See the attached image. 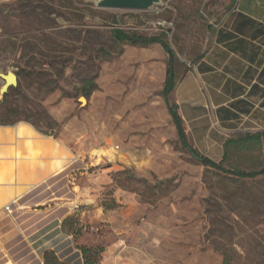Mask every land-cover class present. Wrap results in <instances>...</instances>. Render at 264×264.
Masks as SVG:
<instances>
[{
  "label": "rangeland",
  "instance_id": "rangeland-1",
  "mask_svg": "<svg viewBox=\"0 0 264 264\" xmlns=\"http://www.w3.org/2000/svg\"><path fill=\"white\" fill-rule=\"evenodd\" d=\"M161 1L149 11H125L84 0H0V74L11 71L18 79L0 120L20 118L19 127L49 137L9 144L60 146L72 131L71 167L48 166L56 177L72 170L69 218L79 233H72L67 264H84L79 247L94 252L97 264H264V176L238 180L200 165L180 144L161 95L169 68L177 79L182 65L209 48L223 3ZM112 29L159 36L172 57L158 44L118 43ZM94 75L97 89L86 99L84 81ZM50 80L56 81L52 92ZM49 121L56 124L51 129L44 126ZM34 122H41L38 129ZM15 151L16 162L37 159V152L22 158ZM222 166L258 170L264 145L235 152ZM16 174L9 171V183L19 185ZM20 189L11 200L21 197ZM27 218L1 207L0 264L34 257L35 228L27 230Z\"/></svg>",
  "mask_w": 264,
  "mask_h": 264
},
{
  "label": "crops",
  "instance_id": "crops-1",
  "mask_svg": "<svg viewBox=\"0 0 264 264\" xmlns=\"http://www.w3.org/2000/svg\"><path fill=\"white\" fill-rule=\"evenodd\" d=\"M220 2L223 11L214 20L209 48L195 63L181 66V74L168 96L181 119L190 149L216 163L221 161L224 143L229 138L264 133V0ZM52 115L58 121L63 120L62 115L54 112ZM168 117L171 120L169 114ZM69 127L72 128V121ZM70 143L72 131L59 143L65 155ZM24 146L23 142L12 146L6 139H0V166L12 162L10 152L14 147L22 158H28L30 153ZM36 158L21 160L19 171L13 169L12 178L18 173L19 185L9 182L0 185V209L12 201L17 189H23L13 209L31 217L26 220L27 230L35 228L31 238L35 258L8 260L11 264H43L44 252L54 251L59 261L71 263L72 235L63 233L62 223L75 208L72 170L58 177L44 174L55 156L39 151ZM71 165L72 161L65 169ZM14 233L11 230L3 234L2 240ZM45 235H49L46 239L49 242L44 240Z\"/></svg>",
  "mask_w": 264,
  "mask_h": 264
},
{
  "label": "trees",
  "instance_id": "trees-1",
  "mask_svg": "<svg viewBox=\"0 0 264 264\" xmlns=\"http://www.w3.org/2000/svg\"><path fill=\"white\" fill-rule=\"evenodd\" d=\"M111 37L114 41L118 43H126L131 46H141V47H147L150 45L158 44L162 47V49L170 56V59L172 57V52L169 49L168 45L165 41H163L159 36H141L136 34H129L124 32L121 29H112L110 32ZM171 60L169 62V66L171 65ZM175 74L171 68L167 70L166 77L164 80L163 88H162V98L166 104L168 114L171 118L172 124L175 128L177 138L180 142V144L188 148L189 145L186 141L185 133L181 124V119L179 115L176 112V107L173 104H170L168 101L169 94L173 91L175 86ZM55 83L54 80H50L47 82L46 85L52 84L49 92H52L55 89ZM97 86L95 83V75L89 79H86L84 81L83 90L81 92L82 96L86 99L90 97V95L96 91ZM15 91L14 88H10L8 92L3 96L2 102L0 103V106L6 108L5 101L10 95L11 92ZM42 115V112H40ZM47 121L50 120L48 117L43 116ZM20 118H13L12 120L3 121L0 120V139H6L8 143H11L13 141H20L24 140L33 136H38L39 138H49L46 136H42L38 134L36 131L32 132L31 129H26L24 126L19 127L20 124L24 125L23 122H19ZM25 121H28V119H24ZM18 122V123H17ZM16 123V124H15ZM38 123L41 122H34L32 125L34 128L38 129ZM15 124V125H13ZM13 125V126H10ZM52 125H56L54 122H46L44 124L45 127L51 129ZM4 126V127H3ZM264 145V133H252V134H238L231 138H229L224 143V149H223V155L220 162L216 163L207 157L201 156L196 151L192 150L193 154L198 158V162L200 165L209 168L211 170H214L219 173H223L226 175H231L235 177L238 180H252L256 179L258 177L264 176V166L258 170L253 171H240V170H231L226 169L222 166L224 161H226L229 156L235 152H250L254 151L261 146ZM76 223L74 219L67 218L62 223V228H67L68 232L72 235L79 233V228H75V230H72V224ZM82 254V258L84 260V264H97L96 259L94 258L95 253L92 252L90 249L79 247L78 248ZM43 264H67L66 262L59 261L58 257L56 256L54 251H46L43 254ZM222 264H228L225 260L222 262Z\"/></svg>",
  "mask_w": 264,
  "mask_h": 264
},
{
  "label": "bare ground",
  "instance_id": "bare-ground-1",
  "mask_svg": "<svg viewBox=\"0 0 264 264\" xmlns=\"http://www.w3.org/2000/svg\"><path fill=\"white\" fill-rule=\"evenodd\" d=\"M7 80H8V83H7V85H9V84H13V81H14V77L11 75V74H9L8 76H7ZM19 142H17V143H14V144H11L12 146H16L17 144H18ZM24 144H25V146H26V149H28L29 151H34V152H39V151H42V153L44 152V153H46V155H47V153L48 154H54V156H55V158H53V164H55V165H53V166H60V167H62L61 169H63L64 168V164H65V162H71V161H74V159H71V158H69L68 156H67V154L65 155V153L62 151V149L61 148H59L60 146L59 145H57V144H55V143H51V142H48V141H46V142H39V141H30V140H27V141H24L23 142ZM20 145H21V143H20ZM23 145V144H22ZM9 147H10V145H8ZM24 146V147H25ZM4 147V146H3ZM11 148V147H10ZM17 148V147H16ZM20 148V147H19ZM7 149H9V148H7ZM10 150V149H9ZM64 150V149H63ZM68 151V150H67ZM69 152V151H68ZM2 153V152H1ZM16 153V151H15V147H14V149H12V151L10 152V154L12 155V157H11V159H12V162L11 163H8L7 165H5L4 163H1V166L0 167H3V169H4V173H0V180H1V183H0V185H3V184H6L5 182H8L9 180L6 178V176L9 174V171H11V170H13L14 168L16 169V170H19V167H20V162H16V157L17 156H15V155H17V154H15ZM3 154V153H2ZM41 154V153H40ZM7 155V154H6ZM9 155V154H8ZM7 155V156H8ZM70 155V154H69ZM1 156H3V155H1ZM2 158H4V157H2ZM7 158V157H6ZM9 158V157H8ZM72 158H73V156H72ZM10 159V158H9ZM6 159H4V161H5ZM16 170H14V171H16ZM49 171V168L45 171V173L44 174H47V173H49L48 172ZM55 174H57V173H54V174H52V175H55ZM4 182V183H3ZM15 188V187H14ZM17 188V187H16ZM19 190L20 191H22L20 188H19ZM7 194V193H6ZM7 196H8V194H7ZM7 196H6V198H7ZM6 200V199H5ZM12 201H16V199H13ZM11 201V202H12ZM5 207V206H4ZM71 209V208H70ZM66 214V213H65ZM64 216V215H63ZM32 257V256H31ZM35 258V257H34ZM5 263H7L8 264V262H9V260L6 258V259H4L3 260ZM23 261V260H22ZM10 263V262H9ZM20 263H21V261H20ZM16 264V263H15Z\"/></svg>",
  "mask_w": 264,
  "mask_h": 264
},
{
  "label": "water",
  "instance_id": "water-1",
  "mask_svg": "<svg viewBox=\"0 0 264 264\" xmlns=\"http://www.w3.org/2000/svg\"><path fill=\"white\" fill-rule=\"evenodd\" d=\"M84 1L93 2L95 6L100 9H114V10H125V11H149L154 7H159L162 5L161 0H84ZM9 74H11L14 77V81L13 84L7 85L8 83L7 76ZM0 79L2 80V85L0 86L1 97H3L10 88L17 87L18 84L17 76L11 71L6 72L5 74H0ZM187 150L190 152L191 156L194 159L198 160V158L191 151L190 147H188Z\"/></svg>",
  "mask_w": 264,
  "mask_h": 264
},
{
  "label": "built area",
  "instance_id": "built-area-1",
  "mask_svg": "<svg viewBox=\"0 0 264 264\" xmlns=\"http://www.w3.org/2000/svg\"><path fill=\"white\" fill-rule=\"evenodd\" d=\"M16 203H17V201H12V202H10L9 204H7V205L3 208L4 212L7 213V214H11L12 211H13V206H15Z\"/></svg>",
  "mask_w": 264,
  "mask_h": 264
}]
</instances>
